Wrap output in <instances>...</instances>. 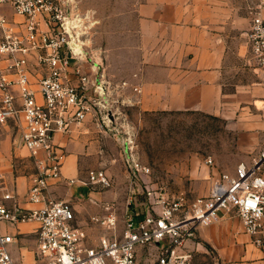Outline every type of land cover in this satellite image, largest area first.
Returning <instances> with one entry per match:
<instances>
[{"label": "crops", "instance_id": "0c3cea01", "mask_svg": "<svg viewBox=\"0 0 264 264\" xmlns=\"http://www.w3.org/2000/svg\"><path fill=\"white\" fill-rule=\"evenodd\" d=\"M126 1L127 7L113 11L124 18L119 29L106 36L105 46H129L132 54L115 56L100 49L102 52H94L93 61L82 64L83 72L105 87L103 99L111 121L107 129L119 130L124 111L139 115L195 113L225 121L232 133V149L221 156H209L214 166L205 160V165L189 172L205 181L210 193L222 173L234 174L241 163L250 165L264 144V76L255 70L247 43L251 9L258 0ZM3 11L12 21H24L9 7ZM29 70L31 87L42 102L38 83L46 71L34 56ZM68 76L70 83H78L72 68ZM13 91L19 97V88L13 87ZM89 94L98 97L94 88ZM95 111L83 124H73L68 132L55 135L63 181H51L48 192L49 201L72 205L75 226L85 231L87 246L111 235L93 218L101 220L112 212L123 174L119 142L106 127H99L100 109ZM21 127L13 121L0 125V178L14 197L6 202L9 208L37 209L44 204L31 203L28 191L38 171L35 157L21 144ZM225 157L227 161L222 160ZM93 170H103L112 186L86 185ZM262 172L264 176V168ZM138 205L143 214L150 213L146 201ZM0 228L14 238L10 251L16 264H42L37 258L36 223ZM206 248L215 254L218 264H264V248L256 245L255 237L246 233L238 217L220 213L218 221L200 228L185 246L191 253H206Z\"/></svg>", "mask_w": 264, "mask_h": 264}, {"label": "built area", "instance_id": "2783aa9c", "mask_svg": "<svg viewBox=\"0 0 264 264\" xmlns=\"http://www.w3.org/2000/svg\"><path fill=\"white\" fill-rule=\"evenodd\" d=\"M9 7L24 18L12 21L3 11ZM251 27L247 43L255 70L264 76V0L251 9ZM88 15L80 13L76 0H0V125L13 121L21 127V144L34 157L37 176L28 191V200L44 204L37 209H11L6 202L13 194L0 178V226L36 223L37 258L42 264H143L147 257L142 250L158 249L156 258L147 264H194L193 255L185 249L200 228L219 220L220 213L241 219L247 234L255 237L257 246L264 248V144L250 165L241 163L234 174L222 173L210 193L192 201L184 197L168 201L160 196L154 213L140 214L127 210L125 227L117 232V217L111 212L103 219L93 218L111 232L103 235L97 245L87 246L84 230L75 226L72 205L64 201H49L50 182L61 183L62 156L54 143L59 132H68L73 124L81 125L88 116L101 115L100 128L109 127L110 110L103 96V84L83 72L85 60H94L91 26ZM85 38V39H84ZM34 56L45 69L39 80L42 102L30 83V59ZM96 65L100 64L95 61ZM74 70L77 84L69 82ZM19 88V97L13 91ZM94 88L98 97L89 92ZM118 141V129H107ZM131 174V185L151 169L143 165L133 152L129 138L122 140ZM42 157H38V153ZM214 166L211 157L206 159ZM70 180V183H74ZM90 186L110 188L112 182L103 170L89 172ZM151 195V194H149ZM129 206H132L128 203ZM263 236V237H261ZM14 238L0 228V264H16L10 245Z\"/></svg>", "mask_w": 264, "mask_h": 264}, {"label": "rangeland", "instance_id": "374dc122", "mask_svg": "<svg viewBox=\"0 0 264 264\" xmlns=\"http://www.w3.org/2000/svg\"><path fill=\"white\" fill-rule=\"evenodd\" d=\"M76 2L80 13L89 16L86 22L88 21L91 26L88 38L92 42L90 47L92 55L94 52H102L100 49L107 50V53L111 52L115 56L132 54L129 46H105L106 36L113 32V29L118 30L121 18H124L119 14H113V11L127 7L126 0H76ZM122 118L119 126L122 138L118 141V147L123 158L121 161L123 174L119 176L121 185L115 190L117 204L112 209L117 217V232L120 230L122 232L125 227V211L137 208L140 214H145L138 205L141 201H146L148 204L146 210L154 213V207L155 211L160 208V205L155 204L160 196H164L168 201L181 197L192 201L209 194L208 188L204 185L205 181L189 172L193 167L200 168L205 165L207 157L214 154L221 156L232 149V133L225 121L195 113L139 115L137 112L128 111L123 112ZM125 138L132 140L131 146L138 160L151 169L149 175H143L135 180L134 187L131 185V174L124 153L122 140ZM222 160L227 161V158ZM163 182L165 186L162 185ZM120 215L123 216L121 220ZM206 249V253L192 251L194 264H218L215 254L209 248ZM141 253L145 257L150 255L143 261V264H147L156 258L158 249L152 247L150 252L145 249Z\"/></svg>", "mask_w": 264, "mask_h": 264}]
</instances>
